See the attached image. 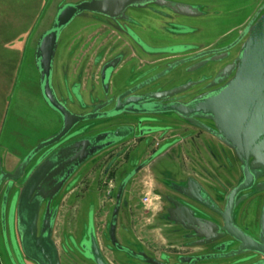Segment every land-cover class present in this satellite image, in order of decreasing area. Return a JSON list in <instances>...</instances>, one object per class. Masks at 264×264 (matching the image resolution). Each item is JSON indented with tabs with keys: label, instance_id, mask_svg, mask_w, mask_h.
<instances>
[{
	"label": "water",
	"instance_id": "1",
	"mask_svg": "<svg viewBox=\"0 0 264 264\" xmlns=\"http://www.w3.org/2000/svg\"><path fill=\"white\" fill-rule=\"evenodd\" d=\"M46 2L47 0H0V57L3 55L2 52L6 54L10 48L17 49L13 52L15 56L13 62L16 64L12 63L10 69L13 70L12 73L10 71L14 78L13 87L3 97L6 109L0 127L1 132L5 131L6 119L12 108L10 96L12 90L16 88L29 39ZM150 6H154L156 10L165 6H169L170 9L174 6L181 8L178 11L179 16L176 20L170 21L167 27H164L165 22L157 16L150 19L145 35L146 41L140 39L143 45L155 52V58L164 59L159 67L148 72L149 75L157 73L148 78L147 84L153 86L162 83L165 89L159 88L149 92L148 108L143 107L157 113H122L141 109L139 105L143 99L141 96L126 98L125 95L111 98L106 107L114 106L104 113H100L99 110L89 113L72 111L67 103L58 97L55 88L56 81L60 79L61 67H57V60L64 31L78 18L87 17L85 22L92 21L93 16L124 20L131 8ZM203 7L173 0H79L58 4L50 27L37 37L32 47L40 96L47 109L58 114L60 126L34 144L12 169L13 171L6 169V155L0 151V191L5 186L0 222L4 230L6 247L14 264L17 263L11 250L12 246L34 264H62L53 238L57 217L54 201L82 165L102 151L134 135V127L118 124L122 118L144 114L177 118L214 134L235 152L241 163L244 177L226 195L224 207L219 206L211 194L194 178H190L182 190L188 199L203 208L189 206L184 202L178 203V200L174 199L176 201L173 204L174 208L169 210L170 221H176L175 213L181 209L185 211L186 213H179L187 216L186 218L193 224L187 228L192 229L193 238L196 240L191 245L196 254L180 256L178 260L181 264H264V210L259 238L246 232L238 223L242 203L251 196L255 180L264 177V2L247 20L238 39L223 48L208 47L219 37L208 43L190 37L200 35L205 30L202 22L204 17L210 15L201 10ZM197 21L202 22L198 24ZM150 32L160 37H156L160 43H150L148 40ZM136 39L138 40L137 37ZM119 60L113 59L104 67L102 72L104 83L110 82L120 63ZM197 60L202 61L192 65ZM217 63L222 64L218 71L215 66ZM201 72L205 76L210 72L212 75L207 78L212 82L190 100L184 101L177 97L201 84L194 80V76ZM203 120L212 122L214 127ZM146 121L149 119L138 120L141 136L147 134L142 128ZM4 146L5 143L0 149L5 150ZM166 149L167 147L161 148L154 157ZM150 160L136 170L146 166ZM136 170L122 183L118 203L122 199L127 180ZM259 187L264 188V184ZM177 205L180 206L176 208ZM43 206L45 210L40 218ZM118 209L117 207L110 229L114 247L145 264H167L151 257L145 251L137 252L119 244L115 224ZM6 219L12 227L17 228L19 244L13 234L9 241ZM164 224L170 226L171 222ZM169 231L172 236L171 229ZM90 238L91 251L87 249L85 243L86 258L95 264H108L98 246L92 214ZM21 254L17 256L19 262L26 264Z\"/></svg>",
	"mask_w": 264,
	"mask_h": 264
},
{
	"label": "flooded vegetation",
	"instance_id": "2",
	"mask_svg": "<svg viewBox=\"0 0 264 264\" xmlns=\"http://www.w3.org/2000/svg\"><path fill=\"white\" fill-rule=\"evenodd\" d=\"M173 1L201 5L202 7L204 6L201 10L206 15H219V12H216L218 10L217 6L214 4L209 6L205 0ZM261 5L259 3L258 9ZM154 8V6L131 8L128 11V17L124 20H110L93 16L94 19L92 21L85 22L78 27V31L69 39L70 41L66 46L67 53L65 58L61 60L60 65V79L55 83L58 97L67 103V106L72 111L76 113H89L99 110L100 113H104L111 110L114 106L106 107L111 98L125 95L124 97L126 98L141 96L143 99H141L139 105L141 109H136L134 112L122 113H157L150 112L143 107L148 108L149 92L156 91L159 88L165 89L162 83L155 84L153 85L154 87L147 84L148 78L157 73L153 72L149 75L148 72L159 67L164 59L155 58V52L150 50L149 47L147 48L146 45H143V41L140 42V39L146 41L145 35L148 32L150 19L157 16L165 22L164 27H167L170 21L176 20V17L179 16L178 11L181 8L179 6H174L172 9L169 6L158 7L157 10ZM239 11L240 9L236 8L230 10V13L232 16H240ZM245 24L235 23L232 28L219 35V38L209 44L208 47L223 48L235 42L244 30ZM150 56L152 57L151 59ZM113 59H120V63L110 82L106 84L102 81V72L104 67ZM76 61H78V68L75 71ZM201 61L197 60L192 65L198 64ZM215 66L218 71L222 67V64L217 63ZM88 74L91 75L90 78H88ZM211 75L210 72L207 76L202 72L196 74L194 80L199 81L201 84L177 97H180L184 101L192 99L197 92L203 91L212 82L211 79L207 78ZM38 96L43 101L39 94ZM35 99L36 97L34 96L32 100ZM28 101L31 100L29 99ZM12 112L24 113V111L20 110V107L19 109L17 107ZM140 118L149 119V121L142 124L143 130L147 133L142 136L140 135V126L138 124ZM122 119L118 124L134 127V135L102 151L82 165L63 187L58 198L53 203V206L57 209L53 238L58 247L62 264H95L84 255L85 245L87 244V249L90 251L92 247L90 238L91 214L93 216V226L100 252L108 264H145L142 261L132 259L128 254L118 250L111 241L110 229L117 207L119 209L115 224L116 236L120 245L134 249L137 252L145 251L151 257L167 264H181L178 260L180 256L196 254V250L191 248V245L196 240L193 238L194 233L192 229L187 228L192 227L193 224L189 222L190 220L186 218L187 216H182L179 213H186L185 211H181V209L175 213L176 221H170L169 210L174 208L173 204L176 202L174 199L178 200V203L184 202L188 203L189 206L203 208L196 204V202L188 199L182 190L185 189L189 179L194 178L211 194L219 206L224 207L226 195L244 177L241 163L235 152L212 133L191 125L186 121L165 115H132ZM203 122L214 127L212 122L207 120H203ZM163 147H167V149L162 154L154 157ZM204 149L211 155V162L217 163V165L227 172L225 175H218L208 171V174L204 178H200L197 175L184 176V171L178 163L175 164V171H171L170 169L160 170V163L154 165L165 155L170 160L185 162L186 156L185 158L183 157L186 154V150L193 153L189 155L187 161L193 163L195 160L196 163H200L202 158L198 156V153ZM171 152L176 153V155H169ZM148 160L150 162L146 166L136 170ZM6 169L13 171L8 166ZM135 170V174L127 180L122 199L118 203V194L122 183ZM146 171L150 172L154 182L153 185L147 180L149 177L145 173ZM231 174L234 176L226 179ZM207 179H213L215 182L210 183ZM72 183L74 185H71ZM148 184L152 188L151 192L158 197V209L155 215L156 226L159 227L160 225L161 227V224L171 222L170 226L164 224V226L169 227L172 231V238L168 239L169 243H172L170 247L182 250L188 249V252L182 253L177 250L158 252L147 247V242L142 241L135 233L134 227L141 222V218L137 214H133V212H139L145 208L141 196L143 197L144 193H146L144 189ZM262 184H264L263 176L255 180V186L250 192L252 193L251 196L240 207L241 214L244 206L249 202H253L251 225L243 223L240 219L238 221L246 232L256 238H259L264 210V188L259 187ZM192 188L194 189V187ZM4 193L5 186L0 191V212ZM179 206L177 205L176 208ZM44 210L45 206L41 209L40 218ZM64 212L66 213L64 216L65 221L59 230L57 228L58 218ZM101 212L105 215L103 219L99 218ZM99 219L103 222L102 224H99ZM6 224V231L10 241L12 237L11 224L9 221ZM39 227H41V219ZM0 229L3 230L1 222ZM57 235H60V239ZM2 237L4 238V236ZM14 249L12 246L11 250L15 262L20 264L17 256L21 253ZM6 256L9 259L8 262L14 264L7 247ZM21 256L26 264H34L23 253ZM0 264H4L2 260H0Z\"/></svg>",
	"mask_w": 264,
	"mask_h": 264
},
{
	"label": "rangeland",
	"instance_id": "3",
	"mask_svg": "<svg viewBox=\"0 0 264 264\" xmlns=\"http://www.w3.org/2000/svg\"><path fill=\"white\" fill-rule=\"evenodd\" d=\"M77 2L79 0H47L46 5L44 7L43 13L41 14L40 19L38 20L37 26L29 39L27 52L22 63L20 73L18 76V82L16 88L12 90L11 93V100H12V108L11 112L8 113V117L5 123V131L1 132V142L0 147L2 144L5 143V150L0 149V151L4 152L6 155V165L10 169H14L18 162L23 158L25 153L37 142L42 140L44 137L50 135L52 132L58 129L60 126V119L58 114L54 111H48L45 103L39 99L38 94L40 95V87L38 85V76L36 69L34 67V60H33V47L35 40L37 37L47 28L50 27L53 17L56 13V7L58 4L62 2ZM207 1L208 5L214 4L217 6V11L219 15H211L204 17L203 22L200 21L197 23L201 24L202 27L205 28L204 32L200 35H194L190 37H194L199 42H211L215 38L217 39L219 35L223 32L227 31L228 29L232 28V26L236 24L246 23L248 19L252 17L254 12L258 9L259 3L260 5L263 4L264 0H205ZM240 9V16H235L230 13L232 9ZM86 18H78L75 20L72 25H70L63 33L62 40L60 43L59 51H58V64L57 67L60 66V60H63L66 55V46L69 43V39L78 31V27L82 25ZM154 33L150 32L148 34V40L151 42H158L160 40L159 36L153 35ZM116 35V34H115ZM157 37V38H156ZM75 71L78 68V61L75 62ZM59 72V71H58ZM60 73V72H59ZM58 75V74H57ZM56 75V76H57ZM90 74H88V78H90ZM24 90V91H23ZM27 98H25V97ZM36 97L35 100H32L33 97ZM30 97V98H29ZM31 101H28V100ZM20 107L21 111L24 113H13L12 111L16 108ZM50 112V113H49ZM1 114V113H0ZM8 139V141H7ZM4 141V143H3ZM10 142V144H9ZM8 145V146H7ZM10 145V146H9ZM186 160L183 161H173L170 160L167 155L161 157L154 165L160 163L159 167L160 170H171L175 171V167L178 165L181 166V169L184 171V176L186 175H197L200 178H204L208 171H211L216 174H226L227 172L223 170L217 163L211 162V155L208 151L200 150L198 156L202 158L200 163H196L195 160L193 163H190L188 160L190 153L189 150H186ZM169 155H176L174 152L169 153ZM201 155V156H200ZM215 162V161H214ZM194 164V165H193ZM200 164V165H198ZM207 169V172H206ZM149 177L147 180L150 184H154L153 178L150 175V172H145ZM234 175H230L228 178H232ZM227 177V176H225ZM222 178V177H221ZM210 183H214L213 179H207ZM151 186H148L144 189L145 192H151ZM152 196V195H151ZM155 200L157 197L152 196ZM142 198V196H141ZM148 209H142L139 212H133V214H137L141 218V222L134 227L135 233L141 238L142 241L147 242V247L150 249H154L156 251H164L167 250L168 252L177 250L179 252H188L189 250H182L171 248L169 243V238H171V232L169 231L170 228L161 224L156 226V218L155 215L157 214V209L153 204H148ZM252 206L253 202H249L244 206V209L241 212L240 220L245 224L252 223ZM66 213L60 214L58 218V225L57 228L63 226L65 221L64 216ZM104 214L101 212L99 215L100 219L104 218ZM99 219V220H100ZM101 220L99 224H102ZM4 236V231L0 229V260L3 261L4 264H11L8 262V257L6 256V242L5 239L2 237ZM60 239V235H57ZM57 241L59 242V239ZM191 250V249H190ZM194 251V250H193ZM202 251V250H201Z\"/></svg>",
	"mask_w": 264,
	"mask_h": 264
},
{
	"label": "crops",
	"instance_id": "4",
	"mask_svg": "<svg viewBox=\"0 0 264 264\" xmlns=\"http://www.w3.org/2000/svg\"><path fill=\"white\" fill-rule=\"evenodd\" d=\"M17 51L15 48H10L8 51H6V56L5 52H2V57H0V127L3 123V116L5 114V109H6V101L4 95L8 94L10 89L13 87V75L11 74L13 70H10L11 64H16L13 62L15 60L14 53ZM7 57V58H6ZM18 61V56L16 57V62ZM7 71V73H6ZM11 71V73H10ZM8 78H6V76ZM11 74V77L9 75Z\"/></svg>",
	"mask_w": 264,
	"mask_h": 264
},
{
	"label": "built area",
	"instance_id": "5",
	"mask_svg": "<svg viewBox=\"0 0 264 264\" xmlns=\"http://www.w3.org/2000/svg\"><path fill=\"white\" fill-rule=\"evenodd\" d=\"M151 195L157 197L152 192H146V193H144V195L142 197V203H143L145 209H148V206H147L148 204H153L155 206V208L158 209V197L154 200Z\"/></svg>",
	"mask_w": 264,
	"mask_h": 264
},
{
	"label": "bare ground",
	"instance_id": "6",
	"mask_svg": "<svg viewBox=\"0 0 264 264\" xmlns=\"http://www.w3.org/2000/svg\"><path fill=\"white\" fill-rule=\"evenodd\" d=\"M6 222H8V219H6ZM12 225H13V224H12ZM11 229H12V234H13L14 238H16V241H17L18 244H19V241H18V236H19L18 231L16 230V228H14V227H12V226H11Z\"/></svg>",
	"mask_w": 264,
	"mask_h": 264
}]
</instances>
